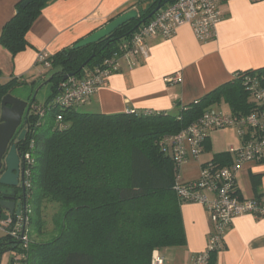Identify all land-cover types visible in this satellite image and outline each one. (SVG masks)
<instances>
[{"label":"trees","instance_id":"trees-1","mask_svg":"<svg viewBox=\"0 0 264 264\" xmlns=\"http://www.w3.org/2000/svg\"><path fill=\"white\" fill-rule=\"evenodd\" d=\"M24 1L18 2L14 16L0 33V47L12 57L29 47L27 32L53 0H30L23 8ZM157 6L158 0L149 1L136 19L97 43L79 49L72 45L52 55L48 71L53 87L46 105L64 77H79L83 70L111 56L120 42L149 20ZM253 78L264 87V68L240 73L234 81L174 113L103 115L75 109L49 112L54 120L61 116V129L58 125L44 128L42 120L46 115L37 117L30 105L9 145L22 154L32 140L34 164L28 200L58 204L53 217L56 234L43 243L31 240L26 251L10 237L1 238L0 263L4 253L15 251L25 252L24 264H151L153 250L184 246L179 209V203L184 202L172 189L179 171L161 145L221 101L234 115L250 114L254 106L244 81ZM22 85L26 83L15 78L0 82V106L4 96ZM26 127L23 141H18ZM230 160L224 152L213 155L209 163L223 167ZM250 179L256 198L261 197L259 176ZM40 217L39 208L35 218L29 214V228L34 226L39 231ZM217 252L210 254L208 264L214 263Z\"/></svg>","mask_w":264,"mask_h":264},{"label":"crops","instance_id":"crops-1","mask_svg":"<svg viewBox=\"0 0 264 264\" xmlns=\"http://www.w3.org/2000/svg\"><path fill=\"white\" fill-rule=\"evenodd\" d=\"M18 2L20 0H0V33L14 16ZM143 3L147 6L148 2L53 0L27 32L29 47L25 51L12 57L0 47V82L15 78L36 86L46 72L36 62L38 54L51 57L130 10L137 14L142 12ZM219 9L221 20L212 40L198 41L187 25L179 27L170 38L155 36L148 39L146 58H136L133 67L122 63L120 71L111 75L83 106L86 113H174L234 81L238 74L264 68V0H231L221 3ZM176 74L180 81L167 84L165 79ZM222 105L228 108L227 112L220 110ZM210 108L223 115L232 113L224 101ZM216 131L208 134L202 154L188 161L189 165L196 162L198 172L213 155L233 147L222 150L223 146L215 144L211 135L218 134ZM207 142L209 148L206 150ZM251 176H259V198L264 200V163H248L238 172L239 196L256 198ZM179 204L185 244L158 250L164 264H191L206 248L212 232L211 217L206 208L199 204ZM222 246L223 249L215 254L213 264H264V220L248 215L235 218L225 231Z\"/></svg>","mask_w":264,"mask_h":264},{"label":"built area","instance_id":"built-area-1","mask_svg":"<svg viewBox=\"0 0 264 264\" xmlns=\"http://www.w3.org/2000/svg\"><path fill=\"white\" fill-rule=\"evenodd\" d=\"M229 1L231 0H161L160 2L158 0L159 10L146 23L141 24L131 37L120 42L111 56L104 58L93 68L83 70L81 76L70 77L60 82L57 93L50 102L45 107L35 110L34 114L44 118L49 112L84 106L98 89L105 85L111 75L120 71L122 63L133 67L136 58H146V41L152 37L170 38L179 27L187 25L198 41L212 40L215 27L221 20L219 6ZM49 58L45 53H40L36 62L43 69L48 70ZM165 81L167 84H175L180 81V77L176 74L167 77ZM244 86L249 94V102L254 106L250 114L223 115L212 108L206 109L198 120L166 139L165 144L161 145L179 171L182 165L189 160L197 159L202 154L203 145L210 132L232 128L239 140L238 147H230L227 151L231 158L229 165L218 167L208 162L201 167L198 179L185 183L179 182V172L176 173L172 188L174 193L184 203L199 204L206 208L212 222V232L206 248L192 260L191 264H208L210 254L222 249L225 231L235 218L248 215L254 219L264 220V200L241 198L236 184V176L244 165L264 163V87L255 78L246 79ZM61 121V116H56L55 122L59 129L64 128ZM24 130L26 132L28 127ZM32 147L31 140L29 149L20 154L24 186L28 193L31 188V167L34 164ZM29 214L30 209L27 207L18 217H9L6 221L0 220V239L10 237L18 242L23 251H26L31 243ZM25 260V252H15L10 264H24ZM151 264H164L157 252H153Z\"/></svg>","mask_w":264,"mask_h":264},{"label":"water","instance_id":"water-1","mask_svg":"<svg viewBox=\"0 0 264 264\" xmlns=\"http://www.w3.org/2000/svg\"><path fill=\"white\" fill-rule=\"evenodd\" d=\"M160 1L161 0H159V2ZM29 3L30 0H25L21 6L24 8ZM159 8L160 5L151 13L149 18L154 15ZM137 17V12L135 10H130L113 19L101 29L81 39L75 43L73 47L79 49L97 43L109 36L118 27ZM70 77H73V75H68L64 77L63 80ZM26 112H28V108L25 101L16 99L10 94L2 98L0 106V220L2 221H6L9 217H18L21 212L25 210V206L21 207L15 202V191L19 183H22L23 180L22 170L19 168L21 156L15 146H10L9 144L16 131L21 126L23 116ZM25 133V130L19 133L17 137L18 141H23Z\"/></svg>","mask_w":264,"mask_h":264},{"label":"rangeland","instance_id":"rangeland-1","mask_svg":"<svg viewBox=\"0 0 264 264\" xmlns=\"http://www.w3.org/2000/svg\"><path fill=\"white\" fill-rule=\"evenodd\" d=\"M145 8H146V4L143 3L141 9L144 10ZM50 76H51L50 72L46 70L44 79H39L36 86H31L27 84L19 86L11 91V95L16 99L25 101L27 103V108L30 105H32L33 106L32 112L35 113L37 109H40L46 105L52 94L53 83L49 82ZM220 110L223 112H227L228 108L222 105V107H220ZM77 112L86 113L87 111L83 106H81L77 108ZM42 122L44 128H47L48 126L51 127L56 126V122L54 118H52V115L50 113L46 114V117L42 120ZM19 129L20 127L18 128V130ZM211 136L215 144H218L220 147L223 146L222 150H227L230 146H233L235 148L239 146V141L234 130L221 129V131H219L218 134L216 135L212 134ZM188 163L189 162L182 165V167L179 170L180 183L188 182L192 180V178H196L197 176H199L198 174H200V172H198V167L196 166V162H193L191 165H189ZM28 207L30 209V217L32 218H35L37 208L41 210L40 230L36 231V228L34 226L29 228V232H31L30 234L31 240L38 243L50 241L51 238L54 237L56 234L55 226H53V217L58 212V204L36 203V202H32V200L30 199L28 200ZM153 252L158 253V249L153 250L152 254ZM14 254L15 251H7L6 253H4L2 255L1 264H10V259ZM152 254H151V262H152Z\"/></svg>","mask_w":264,"mask_h":264},{"label":"flooded vegetation","instance_id":"flooded-vegetation-1","mask_svg":"<svg viewBox=\"0 0 264 264\" xmlns=\"http://www.w3.org/2000/svg\"><path fill=\"white\" fill-rule=\"evenodd\" d=\"M19 168L22 170V163H20ZM15 202L21 207L25 206V209L28 207V191L25 189L24 180H22V183H19L15 191Z\"/></svg>","mask_w":264,"mask_h":264}]
</instances>
